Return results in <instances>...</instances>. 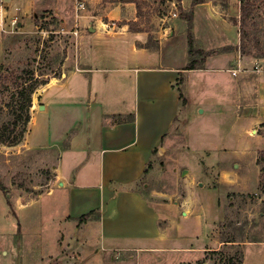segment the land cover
Here are the masks:
<instances>
[{
	"label": "rangeland",
	"instance_id": "1",
	"mask_svg": "<svg viewBox=\"0 0 264 264\" xmlns=\"http://www.w3.org/2000/svg\"><path fill=\"white\" fill-rule=\"evenodd\" d=\"M243 3L250 10L244 20L240 0L233 7L232 0H85L78 12L75 0L0 2V128L11 130L21 115L11 136L23 125L21 87L15 83L24 71H33L41 89L47 79L57 82L76 69L78 54L95 67H125L122 58L101 62L98 55L109 50L112 39L104 34L106 39H97L89 30L94 20H108L115 6L110 17L117 23L135 20L128 28L147 32V49L161 53L156 67L183 68L191 59H204L202 68L207 59V65L224 63L222 70H187V108L181 104L136 182L166 203L170 221L161 222L154 242L108 239L95 222L78 230L61 219L65 204L56 191L46 193L57 185L48 162L55 155L25 144L38 107L34 102L32 109L31 101L21 141L0 142V264H59L60 259L64 264V258L66 264H264V0ZM189 37L204 54H189ZM115 46L126 53V40H116ZM179 86L175 81L173 87ZM50 117L49 111L37 116L34 139L44 135ZM19 203L26 207L18 210ZM61 231L67 237L59 251ZM128 246L139 248H123ZM9 248L15 249L11 255L4 252ZM48 255L58 256L49 263Z\"/></svg>",
	"mask_w": 264,
	"mask_h": 264
},
{
	"label": "crops",
	"instance_id": "2",
	"mask_svg": "<svg viewBox=\"0 0 264 264\" xmlns=\"http://www.w3.org/2000/svg\"><path fill=\"white\" fill-rule=\"evenodd\" d=\"M237 2L232 0V7ZM115 7L108 11V20H94L89 30L97 39H106L102 34L112 39L109 50L98 55L101 62L107 64L122 58L127 62L125 67H95L89 58L82 56L81 59L78 54L76 69L57 82L47 79L41 89L34 91L32 109L34 102L38 107L32 111L25 144L27 149H44V154L55 155L48 162L53 177L58 179L57 185L46 193L57 192L60 205L66 206L61 219L68 226L70 223L79 230L95 222L99 234L105 238L154 242L162 232L161 222L170 221L166 203L160 196L149 195L148 185H135L145 174L153 149L160 147L179 115L182 107L173 84L179 74L183 75L185 96L188 69L156 67L162 62L161 53L142 47L147 32L117 23L110 17L117 13L118 6ZM228 15L225 13L226 18H230ZM123 39L126 53H120L115 46L116 40ZM110 40L104 41L110 43ZM137 62L141 65H136ZM209 63L207 59L205 68L190 71L222 70L224 66L223 62L207 65ZM185 98L182 109L188 105ZM46 111L51 114L49 127L42 137L34 139L32 127L36 126L37 116ZM24 207L25 204L19 203L18 210ZM93 209L98 210L96 219L78 223L80 215ZM19 233L20 236L24 233L22 228ZM66 237L67 232L58 234L57 250H63ZM4 252L11 255L15 249ZM58 255L63 258L61 252ZM48 256L49 263L57 257Z\"/></svg>",
	"mask_w": 264,
	"mask_h": 264
},
{
	"label": "trees",
	"instance_id": "3",
	"mask_svg": "<svg viewBox=\"0 0 264 264\" xmlns=\"http://www.w3.org/2000/svg\"><path fill=\"white\" fill-rule=\"evenodd\" d=\"M178 3L180 0H177ZM240 8L242 10V20L246 19L248 14H249V8L247 7V4L246 3H243V0H240ZM188 26L190 27L191 25V18L188 17ZM129 27H131L132 25L134 26L135 25V21H128V22H125ZM243 24H241V28H240V34H241V39H240V44L242 45V40H243V34H244V30H243ZM189 54L191 55H194L196 53H201V54H204L205 52L202 51L201 49H194L193 48V44H192V37H189ZM142 47L144 48H148L147 45H142ZM204 62V59H201V61H197L196 59H191L188 64L183 67V69H196V68H202L201 64ZM26 76H19V79L20 81L15 83V86L16 87H21L20 90H18V93L19 95H21L22 97V103L24 104H21L19 107L21 109H23L25 111V114H24V118H22V128L20 129V131L18 132V134H14L13 136H11V133L13 132V128H15V126L17 125L19 119H21V115H17V118H15L12 122H11V125H13V128L11 130L8 129V126H4L2 128H0V142L4 143L6 142L7 144H10V145H14V144H17L18 142L21 141L22 137H23V134L24 132L26 131V124L28 123V120H29V107H30V104H31V101H32V94L34 93V91L37 89V86H38V78H33V71L30 72L29 74V71H24ZM23 78V80H22ZM32 80V81H31ZM28 81H31V82H28ZM176 81H178V83L180 85L183 84V78H182V75L179 74V76L176 78ZM27 84H24L26 83ZM31 83V84H30ZM177 92H178V97H179V100H180V103L181 104H184L186 102V99H185V96H184V93H183V90L181 88V86H179V88L176 89ZM9 130V131H8ZM157 150V148H154L153 149V154L154 152ZM150 161L147 163V166L144 170V173L147 172V169H148V165H149ZM0 190L1 191H4V187L2 185V183L0 182ZM6 203L8 204V206L11 208V202L8 200V198H6ZM97 213V217H98V212L94 211V210H91L87 213H84L82 215H80L78 218H77V221L78 223H82V222H85L90 216L91 214L93 213Z\"/></svg>",
	"mask_w": 264,
	"mask_h": 264
},
{
	"label": "built area",
	"instance_id": "4",
	"mask_svg": "<svg viewBox=\"0 0 264 264\" xmlns=\"http://www.w3.org/2000/svg\"><path fill=\"white\" fill-rule=\"evenodd\" d=\"M0 2H3V0H0ZM85 8V0H75V10L78 12L80 10H83ZM15 17L12 18V23H15ZM76 29L74 30L75 35H78L77 30V24L75 25ZM231 73L233 75H237L238 70H231Z\"/></svg>",
	"mask_w": 264,
	"mask_h": 264
},
{
	"label": "water",
	"instance_id": "5",
	"mask_svg": "<svg viewBox=\"0 0 264 264\" xmlns=\"http://www.w3.org/2000/svg\"><path fill=\"white\" fill-rule=\"evenodd\" d=\"M40 107H42V105H40Z\"/></svg>",
	"mask_w": 264,
	"mask_h": 264
}]
</instances>
